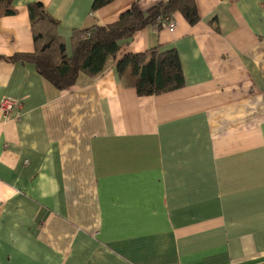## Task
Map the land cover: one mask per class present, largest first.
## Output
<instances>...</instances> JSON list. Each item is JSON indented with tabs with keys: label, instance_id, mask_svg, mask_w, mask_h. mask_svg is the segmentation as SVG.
Instances as JSON below:
<instances>
[{
	"label": "crops",
	"instance_id": "0c3cea01",
	"mask_svg": "<svg viewBox=\"0 0 264 264\" xmlns=\"http://www.w3.org/2000/svg\"><path fill=\"white\" fill-rule=\"evenodd\" d=\"M162 0H13L0 56L31 53L27 5L77 29ZM148 24L94 78L56 89L0 58V264H264V0H194ZM176 50L184 84L139 95L125 55Z\"/></svg>",
	"mask_w": 264,
	"mask_h": 264
},
{
	"label": "trees",
	"instance_id": "16d2710c",
	"mask_svg": "<svg viewBox=\"0 0 264 264\" xmlns=\"http://www.w3.org/2000/svg\"><path fill=\"white\" fill-rule=\"evenodd\" d=\"M112 1L93 0L91 9L96 11ZM27 12L34 43L33 52L0 58L32 64L36 72L58 90L74 85L80 73L96 77L104 69L106 59L114 56L121 44L127 42L135 31L148 24L154 25L157 16L171 17L179 13L189 24L199 20L194 0H162L146 11L132 4L112 23L75 30L71 37L72 54L68 55L65 42L56 31L58 20L48 13L43 4L31 2L27 5ZM14 13L13 0H0V16ZM156 27L162 28L159 25ZM160 48L157 46L148 52L125 55L116 64L120 75L130 73L139 95L163 93L184 84L176 50Z\"/></svg>",
	"mask_w": 264,
	"mask_h": 264
},
{
	"label": "built area",
	"instance_id": "2783aa9c",
	"mask_svg": "<svg viewBox=\"0 0 264 264\" xmlns=\"http://www.w3.org/2000/svg\"><path fill=\"white\" fill-rule=\"evenodd\" d=\"M155 26L172 28L175 23L171 17L157 16L154 20ZM19 102L13 98L4 96L0 100V113L4 119L9 117L10 112H12L16 107L19 106Z\"/></svg>",
	"mask_w": 264,
	"mask_h": 264
}]
</instances>
